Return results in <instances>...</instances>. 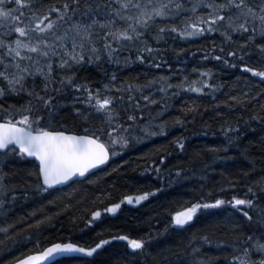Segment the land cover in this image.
<instances>
[{
    "label": "snow or ice",
    "instance_id": "obj_1",
    "mask_svg": "<svg viewBox=\"0 0 264 264\" xmlns=\"http://www.w3.org/2000/svg\"><path fill=\"white\" fill-rule=\"evenodd\" d=\"M206 36L213 39L196 49L204 53L201 64L213 60L216 65L244 70L231 84L218 80L219 68L213 65L193 64L189 71L184 62L188 51L176 46L177 40ZM170 50L176 71L169 62ZM165 65L166 73L121 75L132 66L159 69ZM183 93L210 95L214 110L223 106L216 116L224 118L219 126L226 141L206 145L212 160L203 164L202 170L214 171L211 165L215 161L235 159L234 155H220L235 146L251 162L244 173L249 182L243 197L202 195L193 199L171 212L166 217L170 223L156 235L182 232L205 210L225 205L233 206L242 218L222 220L223 234L214 235L215 229L193 232L179 253L160 248L155 254L159 259L151 252L156 243L151 234L134 238L123 232L91 246L69 239L13 257L24 244L11 238L19 223L11 220L17 201L88 180L94 170L107 166L112 157L134 143L185 124L189 113H199V97L183 105V113L171 124L166 116L172 102ZM237 109L250 110V114L240 111L237 117L228 116ZM253 121L264 124V0H0V264H60L66 254L91 257L116 240L127 241L132 250L134 259L123 264H148L149 256L155 264H218L221 257L226 264H264V164L256 163L264 160V136L252 142L259 144L260 157L251 154V143L243 148L239 143L242 126ZM174 142L179 150H186V137ZM168 155H159L160 163L153 160V167L147 169L156 172L161 181ZM28 158H32L30 170L8 169L10 163ZM192 170L195 174V160ZM174 171L176 177L168 174V179L182 177L185 169ZM250 174H256L255 179ZM237 179L230 178L219 191L236 188L233 181ZM165 186L126 195L123 200L139 204ZM122 202L93 210L85 227L104 213H116ZM38 212L34 209L30 217ZM46 220L50 217L41 216L29 226L40 228ZM28 242H32L31 233ZM206 247L215 248V255L205 251Z\"/></svg>",
    "mask_w": 264,
    "mask_h": 264
},
{
    "label": "trees",
    "instance_id": "obj_2",
    "mask_svg": "<svg viewBox=\"0 0 264 264\" xmlns=\"http://www.w3.org/2000/svg\"><path fill=\"white\" fill-rule=\"evenodd\" d=\"M211 39H213V36H206L202 39L193 38L187 42L177 40L176 46L185 48L189 53L187 61H184L183 54H181L180 59L185 62L189 71L193 64L204 67L208 65L216 66L219 68L216 73L218 80L231 84L234 78L244 70L231 69L226 65H216L213 60H209L207 64L200 63V57L204 53L202 51L197 52L196 49L202 48L203 44ZM169 43H172V41L170 40ZM167 55L169 62L173 64V70L176 71L174 53L170 50ZM141 71L149 75H156L158 72L166 73L168 68L166 65L159 69L148 66H132L123 69L121 75L126 77ZM89 72L96 74L97 70L89 69ZM245 74L251 76L250 73ZM191 75H195V73H191ZM141 79H144V77L142 76ZM197 97H199L197 100L200 105L199 113H189L185 124L170 126L166 134L150 136L148 139L134 143L118 156L112 157L107 166L94 172L88 180H77L67 187H61L59 192L32 197L27 201H17L16 207L11 211V220L19 221V223L15 225L16 235L11 238L20 239L24 241V244L18 251L13 253V257H23L31 252L42 250L49 243L67 242L69 239L73 242L91 246L100 239L117 236L123 232L134 238L151 234L156 241L151 247V252L155 259H159V256L155 254L160 248L168 247L179 253V248L184 247L186 239L193 232L202 233L205 229L209 231L215 229L214 235L225 233L224 225L221 223L222 220L228 217L232 219L242 218V214L238 210H234L231 205L205 210L204 213L199 214L191 227L185 228L182 232L172 231L166 235H156L157 230H162L165 224L170 223L166 217L171 212L181 210L193 199L202 195L207 198H216L223 195L230 199L233 194L243 197L246 191L245 185L249 182L244 173L252 166L251 162L241 153V149L235 146L228 153H220L221 156L234 155L235 159L217 160L211 165L214 171L202 170V165L212 160V154L207 150L206 145H219L226 141V137L219 126L224 118L216 116V112L223 110V106L214 110V100L210 95L183 93L176 97L172 102L173 106L169 108L166 114L169 123L171 124V121L177 115L183 113V105L197 99ZM219 98H224L223 93ZM240 111H246V114H250V110L237 109L229 112L228 116L237 117ZM193 117H195L194 121ZM205 123H210L211 126L205 128L203 127ZM241 133L239 140L241 148L251 143V154L260 157L259 144L252 142H258L264 136V124L253 121L251 124L243 125ZM181 136L186 137L187 148L185 151L179 150L174 142L175 138ZM165 152L169 155L162 164L164 171L160 175H163L165 179L161 181L156 172L147 169L153 167V160L160 163L158 156ZM197 152L202 153V155L197 156ZM121 160L127 163L120 164ZM194 160L196 162L195 174L192 170ZM31 161L28 159L27 161L10 163L8 169L18 168L26 172L32 168ZM256 163L257 165L264 164V160L257 159ZM116 165H120L116 172L106 174L109 169ZM175 168L185 169L183 176L178 179H168V174L176 177ZM258 172L259 169L257 174ZM250 175L252 179H255L256 174ZM232 177L238 178L233 181L237 184V187L224 188L223 191H219ZM161 184L166 186L159 193H155L139 204H132L123 200L126 195H138L142 191H150L154 187H161ZM49 200L54 202L49 204ZM121 201H123L121 208L116 213H104L92 225L85 227L93 210L107 208L109 204ZM34 209H39V212L35 217H30V213ZM41 216L50 217V220H46L40 228L29 226L33 225V221L40 219ZM157 221H160V223L157 224ZM29 233H31L32 242H28ZM0 239H3V236H0ZM36 240H39L40 243L36 244ZM2 247L3 245H0V248ZM205 251L215 255L216 250L215 248L206 247ZM130 253L131 251L123 241L116 240L110 241L98 250V254L90 258H63L60 260V264H123L124 260L131 262L134 259ZM148 264H155L153 256H149ZM218 264H226L223 257H221Z\"/></svg>",
    "mask_w": 264,
    "mask_h": 264
},
{
    "label": "water",
    "instance_id": "obj_3",
    "mask_svg": "<svg viewBox=\"0 0 264 264\" xmlns=\"http://www.w3.org/2000/svg\"><path fill=\"white\" fill-rule=\"evenodd\" d=\"M29 160H32V158H28ZM105 166H101V168H104ZM97 170H94V172H96ZM63 186H60V188ZM71 257H79V258H84V257H88L86 256V254H81V253H70V254H66V256L64 258H71ZM92 257V256H91ZM90 258V257H88ZM40 264H44V262H40Z\"/></svg>",
    "mask_w": 264,
    "mask_h": 264
},
{
    "label": "rangeland",
    "instance_id": "obj_4",
    "mask_svg": "<svg viewBox=\"0 0 264 264\" xmlns=\"http://www.w3.org/2000/svg\"><path fill=\"white\" fill-rule=\"evenodd\" d=\"M119 241H123V240H119ZM123 243L128 247V249H129L130 251H132V250L129 248V246H128V242H127V241H123Z\"/></svg>",
    "mask_w": 264,
    "mask_h": 264
}]
</instances>
